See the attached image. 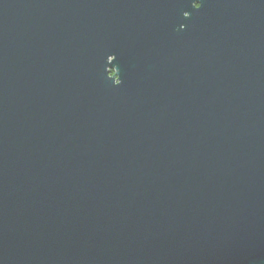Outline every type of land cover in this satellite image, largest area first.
Instances as JSON below:
<instances>
[{"label":"water","instance_id":"95a60500","mask_svg":"<svg viewBox=\"0 0 264 264\" xmlns=\"http://www.w3.org/2000/svg\"><path fill=\"white\" fill-rule=\"evenodd\" d=\"M0 264H264V0H0Z\"/></svg>","mask_w":264,"mask_h":264}]
</instances>
